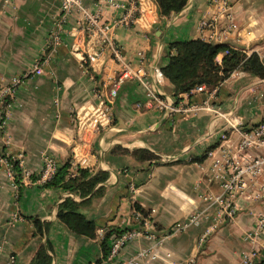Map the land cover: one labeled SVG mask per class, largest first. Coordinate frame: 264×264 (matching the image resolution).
Instances as JSON below:
<instances>
[{
  "label": "crops",
  "instance_id": "1",
  "mask_svg": "<svg viewBox=\"0 0 264 264\" xmlns=\"http://www.w3.org/2000/svg\"><path fill=\"white\" fill-rule=\"evenodd\" d=\"M128 6V0H115ZM234 28H226L224 14L212 0H187L175 13L160 16L153 0H138L133 23L113 26L111 37L123 63L141 67L151 82L153 67L166 63L172 41L201 39L213 33L214 43L225 44L248 55L255 52L264 65V0H225ZM84 9L97 11V0H82ZM98 23L120 18V7L102 3ZM201 19L211 28H199ZM75 9L62 16L58 0H13L0 8V87L20 77L0 125V264H30L40 245H48L47 264H115L137 250L153 246L155 259L140 258L135 264H242L244 254L264 253V230L254 239L246 232L261 208L260 200L240 197L231 218L216 222L205 239L200 236L213 222L214 206L206 208L196 224L155 244L174 222L184 221L201 210L199 196L217 193V182L207 172L208 160L201 158L218 143L224 116H236L243 128L264 116V77L232 69L216 83L214 91H191L173 95L172 85L162 77L155 88L182 107L206 102L207 108L163 115L145 102V86L123 78L111 102L106 93L115 81L119 64L86 29ZM57 35V42L48 39ZM222 53L214 57L220 62ZM38 62L41 73L30 72ZM103 113V114H101ZM233 139L236 138L232 134ZM146 149L154 159L138 161L128 153L111 152ZM45 157L57 163L69 161L70 175L76 168L106 172L97 185V196L77 210L96 226L94 237L71 232L56 217V208L66 196L82 199L57 185L40 186L31 181ZM8 158L17 163V186L7 177ZM10 164V163H9ZM28 173L27 178L23 173ZM136 204L146 212L140 217L147 231L126 241L110 261L103 258L100 241L108 248L114 231L139 230L142 219L134 215ZM33 220L42 225L34 229ZM121 232V233H122ZM12 257V263L9 258ZM40 261V260H39Z\"/></svg>",
  "mask_w": 264,
  "mask_h": 264
},
{
  "label": "built area",
  "instance_id": "2",
  "mask_svg": "<svg viewBox=\"0 0 264 264\" xmlns=\"http://www.w3.org/2000/svg\"><path fill=\"white\" fill-rule=\"evenodd\" d=\"M219 8V12L224 14L226 20V28L233 29V19L228 12V6L225 0H212ZM59 9L62 16L67 14L71 9L77 10L81 19L86 22V29L90 30L92 35L96 36V39L103 45L111 54L112 58L119 64L118 75L112 86L108 88L106 93V101L111 102L115 95L116 85L123 78H132L145 86V102L152 108L162 112L166 115L170 112H193L198 109L207 108L214 112V116L217 118L220 116L219 111L209 107L206 102L200 104H189L186 107H182L175 103V100L168 97L155 88L154 84L162 79V74L159 67H153L151 73V82L144 80V71L141 67L133 68L130 65L123 63L120 60V55L116 46L113 43L111 32L113 26L117 24L129 25L133 23L139 7L138 0H128L127 5L116 2L115 0H97V11L93 13L87 12L83 5L82 0H58ZM102 3H106L111 7H120L125 10L123 15L115 20L109 22L98 23L99 8ZM13 4V0H0V8L10 7ZM211 21H214L212 19ZM201 19L198 23L199 28H211L213 22ZM218 37L213 33L206 36L207 42H216ZM57 42V35L53 34L48 39L50 45ZM216 63H220L215 61ZM30 72L39 74L41 73V67L38 62L34 63L30 69ZM20 77L14 76L10 81L0 87V110L2 114H5L6 109L11 101L16 87L18 86ZM191 91L199 92L206 91L211 94L214 91V87L207 88L205 85L200 84L195 86ZM103 114V113H101ZM3 116L0 117V125H3ZM220 132L218 134V143L215 148L208 149L205 152V159L208 160L207 172L217 182L218 192L210 193L204 192L199 198L201 202V210H194L187 215L184 221L174 222L160 238H155V244H157L161 238L169 237L170 235L177 233L191 224H196L200 217L204 215V210L210 206H214L213 222L204 229L200 236V240L204 239L208 233L216 226L222 219L231 218L237 210L236 200L242 197L245 200L256 201L260 200L261 208L254 216V223L251 228L246 232V238L254 239L258 233L264 230V116L255 125L243 128L240 120L236 116H224L221 121ZM235 134L236 138L231 137ZM55 161L49 157H45L40 170V176L36 180L41 183L48 179L53 173ZM8 170L6 172L7 177L13 183V173L8 163ZM23 177L27 178L28 173H23ZM135 216L140 217L138 212H134ZM142 219V217H140ZM142 228L139 230H125L119 235H114L108 247V252L105 256V260L110 261L118 253L119 249L126 243V241L134 238L135 236L144 233L148 238H152L153 235L147 231L148 224L142 219ZM253 251L250 252V254ZM247 254V253H246ZM244 254L242 257L243 263L249 261L252 256ZM158 257L153 250V246L147 248H141L135 252V254L126 259L117 261L115 264H135L140 258L155 259ZM12 257L8 262L12 263Z\"/></svg>",
  "mask_w": 264,
  "mask_h": 264
},
{
  "label": "trees",
  "instance_id": "3",
  "mask_svg": "<svg viewBox=\"0 0 264 264\" xmlns=\"http://www.w3.org/2000/svg\"><path fill=\"white\" fill-rule=\"evenodd\" d=\"M157 12L160 16H167L170 13L178 12L187 0H153ZM168 50L172 53L168 54L165 64L159 69L162 76L172 85L173 95L176 97L180 93L189 94L191 90L200 84L211 88L222 80L229 71L237 69L250 73L256 77H264V65L255 52L246 55L240 50L231 48L225 44L212 43L201 39H186L172 41L168 44ZM222 53L220 63L214 61V57ZM111 152L128 153L138 161L154 159L155 155L146 149L126 150L119 147H113ZM205 156V152L201 158ZM10 169L13 173V183L15 187L18 183L19 169L17 163L8 158ZM69 161L65 160L61 163L55 162L53 173L40 186L57 185L61 189L78 196L86 197L82 201H73L70 196H66L58 203L56 208V217L71 232L86 237H94L96 226L91 220H87L77 208L81 203L89 200L90 197L97 196L101 193L103 186L97 185L106 179V172H91L87 168H76V174L70 175L68 171ZM30 176V175H28ZM40 171L35 176H30L31 181L39 178ZM133 209L141 216L145 217L146 212L133 204ZM34 229L40 232L42 225L38 220H33ZM122 232V231H121ZM120 231H114L116 235L121 234ZM110 231L103 234L100 244L103 249V258H105L108 248L105 241ZM48 245H40L36 250L30 264H47L44 249ZM40 260V261H39Z\"/></svg>",
  "mask_w": 264,
  "mask_h": 264
},
{
  "label": "rangeland",
  "instance_id": "4",
  "mask_svg": "<svg viewBox=\"0 0 264 264\" xmlns=\"http://www.w3.org/2000/svg\"><path fill=\"white\" fill-rule=\"evenodd\" d=\"M246 255L252 257L249 261L245 262V264H264V253H261L260 251L258 252L253 251L251 254L250 252H248ZM193 261L194 259L188 260L187 264H193L194 263ZM241 263L244 264L243 260Z\"/></svg>",
  "mask_w": 264,
  "mask_h": 264
}]
</instances>
